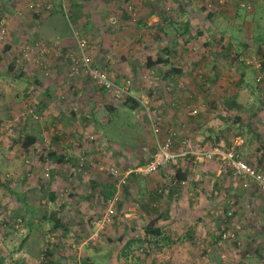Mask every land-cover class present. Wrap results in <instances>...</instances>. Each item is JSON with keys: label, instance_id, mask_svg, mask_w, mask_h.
Wrapping results in <instances>:
<instances>
[{"label": "rangeland", "instance_id": "374dc122", "mask_svg": "<svg viewBox=\"0 0 264 264\" xmlns=\"http://www.w3.org/2000/svg\"><path fill=\"white\" fill-rule=\"evenodd\" d=\"M71 1L82 3V7L75 10ZM47 2L65 5L69 16L72 12L78 14L77 22L72 24L58 7L43 9ZM31 4L35 10L29 8ZM170 18L174 20L167 24V43L177 51L172 62L182 67V74L166 79L162 74L167 66L147 68L145 59L162 49L166 38L157 41L155 35L158 25L170 22ZM0 20L5 21L7 31L0 42V179L14 185L17 193L34 185L36 218L56 211L64 224L76 215L86 216L88 224L81 228L91 230L90 238L74 239L76 248L100 239L107 224L122 209L136 208L131 186L126 191L123 185L117 187L110 170L128 176L137 173L139 189L144 190L148 179L155 177L137 171L145 165L140 162L150 158V148L155 147L151 127L157 121L162 133L168 128L178 131L173 151L182 154L158 170L167 168L171 173L181 163L186 164V156L193 155V151L204 152L216 146L237 148L245 160L256 164L261 161L264 166V70L257 69L259 63L264 66V0H0ZM186 21L190 30L184 37H177L176 29L181 30ZM80 39L86 41V52L93 63L104 66L115 83L130 79L128 95L138 101V106L131 109L130 103L122 105V100L109 93L102 90L100 94V88L87 76L70 72L66 54L77 50ZM35 41L50 47L43 59L46 68L42 71L41 66L21 62L11 71V61L20 58L21 50ZM19 72L21 76L13 77ZM232 97L238 109H222ZM234 115H240V123L232 122ZM25 135L37 138L27 151L21 146ZM19 136L21 141L17 142ZM52 149L56 157L63 155L69 162L48 157ZM193 157L188 161L191 169L187 179L192 183L178 186L180 199L176 196L170 209L186 204L192 207L194 217H200L202 197L212 200L207 205L212 216L205 213L200 227L196 224L193 229L194 238L201 239L204 249V232L216 233L212 218L218 209L229 206L225 199L230 198V191L214 193L218 175L224 173L219 160ZM224 177L235 183L229 176ZM91 180L99 184L87 201L84 191L91 188ZM101 184L115 185L112 198L116 195V200L103 199L98 191ZM77 187L81 194L72 192ZM50 193L55 194L54 201ZM246 197L243 202L251 208L243 206L251 217L247 230L252 235L248 255H242L245 241L234 244L220 240L207 247L205 253L198 252L201 262L195 264H264V254L257 251L264 244V234L259 231L264 217L255 207H262L259 203L264 194L252 191L251 199ZM19 208L20 202L9 199L4 191L0 197V264H43V251H48L58 238L52 229L53 219L31 226L26 220L20 224ZM108 209L113 212L106 216ZM102 218L104 222L96 223ZM227 222L233 230L232 221ZM211 234L206 233L207 241Z\"/></svg>", "mask_w": 264, "mask_h": 264}, {"label": "crops", "instance_id": "0c3cea01", "mask_svg": "<svg viewBox=\"0 0 264 264\" xmlns=\"http://www.w3.org/2000/svg\"><path fill=\"white\" fill-rule=\"evenodd\" d=\"M46 95H49V93H46ZM190 169L191 168L188 167L189 173ZM223 171V174L219 173L218 175L220 180L217 182V184H215L217 189L214 190V193L218 194L223 191H230V198L225 199L229 204V206H226V208L230 207L233 209L234 215L232 219H229L228 221H232L231 224L234 226L232 229H235L237 226L241 227L234 241L236 244L245 241L246 243L244 244H246V249L244 252L247 253V249L251 245L249 242V236H252L251 231L247 230L248 220L251 217L247 212H244L245 208L243 205L245 202L243 201L245 196H247V200L251 199L249 196L252 194V191L242 189L239 180L231 174L230 170L224 168ZM169 173L170 172H168V169L165 168L149 174L155 178L151 179V181L148 179L149 181H147L142 192L140 191L138 185L139 179L136 180V177L130 178L129 186L126 185V189L131 186V190L133 192L132 200L136 208L131 209L130 211H127L125 208L122 209L120 213L113 217L111 222L107 224L106 230H104V233H102L100 239H97L96 241H90V244L87 246H84L82 243L79 248H76L75 245L77 244H74L76 243L75 241H84L90 238L89 233L91 230H85L84 227L81 228L84 223H86V225L88 224V219H86V216L81 217L76 215L71 219L70 222L64 223L65 227L60 226L59 228H56L54 232L58 234V238H56L55 242H53L49 247L47 251L48 254L45 257L43 264H79L82 259L86 257L92 258L99 264H186V262L189 263L190 261L195 264L201 262L199 259L200 253H198L200 251L196 252L194 248L192 249L190 246L192 244L189 241H186V236L194 235V232L196 233L195 230L193 231L194 225L197 224V227H200L202 224L201 220L205 218V213H208V216H212L209 215V212L212 211L207 209L208 203H211L212 200L209 202L207 197H202L199 210L200 217H194L193 214H191L192 207L186 206V204H181L179 206L178 204L175 205V208L179 209V212H176L175 208L171 210L170 206L173 203L172 200H176V196L178 197V195H180L179 193L181 190L178 187H173V191H171V193L167 191L162 196H159L161 189L164 188V186L169 182ZM189 173L188 179L190 178ZM225 175L227 177L229 176L233 181H235V183H231V181L227 182L224 177ZM186 183L188 185L192 182H188V180H186ZM13 186L14 185H10V191H8L5 186L2 187V185H0V197L4 195V191H8L7 194L9 195V199L10 197L16 199L23 196L26 201H32V206L34 207L36 204L34 196L32 195V187H34V185L32 184L29 187L24 188L22 193H17ZM2 189H4V191H2ZM78 189L79 187H77L76 190H72V192H78L81 194ZM187 191L190 190L187 189ZM84 192V198L87 201H90L92 189L86 188ZM78 193H76V195H78ZM140 194L141 196H139ZM187 194L189 195L192 193ZM259 204H261L262 207H258L259 205H256L255 207L258 212L256 213L258 215L261 214V217H264V215H262L264 213V199ZM34 209L37 211L36 206ZM98 211L99 210L97 209V212ZM91 216L94 217L95 215ZM155 217H157L155 225L159 227V235L150 236V234L145 233V227L147 226L149 220ZM214 218H216L215 212L213 215V219ZM186 220L188 222H186ZM74 224L76 225L74 226ZM117 225L118 229H115ZM75 229H79L80 231ZM259 231L264 234V224L262 225L261 229H259ZM207 232L205 231L204 234L206 235ZM262 234L259 233L258 235L261 237ZM179 237H183L182 240H179ZM64 241L67 243L63 244ZM24 242H26V239ZM147 242L151 243L149 244L153 247L151 249V252L153 253L150 255L138 254V247H141ZM262 242H264V237ZM4 245H6V243H4ZM222 250H220V252L224 253ZM257 251H261L264 254V244H262V250L257 249ZM222 255L223 254H221V256ZM195 256L196 258L193 261L191 258ZM222 258L224 257L222 256Z\"/></svg>", "mask_w": 264, "mask_h": 264}, {"label": "built area", "instance_id": "2783aa9c", "mask_svg": "<svg viewBox=\"0 0 264 264\" xmlns=\"http://www.w3.org/2000/svg\"><path fill=\"white\" fill-rule=\"evenodd\" d=\"M34 4L29 5V8H33ZM36 6V5H35ZM50 7V5H48ZM4 20H0V42L6 37V25ZM87 43L84 39H80L77 42V50L75 52L71 51L67 53L68 63L70 71L73 75H85L87 76L98 88L103 89L105 93H109L113 98L122 99L130 93V79H123L121 83L117 84L110 78L106 70L97 64H94L89 54L86 52ZM50 47L44 45L40 42H32L30 45L26 46L21 50L20 58H16V67L21 64L19 60L24 62L38 63L40 59H44V56L48 54ZM18 60V61H17ZM40 64V63H39ZM259 67V64H257ZM28 113H32L31 109H27ZM32 117H36L32 113ZM152 134L155 138V151L149 158V161L140 168L139 171L141 175H148L156 172L159 168H163L168 163L173 161L177 155L173 151L174 143L179 138V133L174 128H168L162 133V128L158 121L154 123L151 127ZM192 154L195 157L202 155L206 160L212 162V160L217 159L220 161L221 165L231 171V174L239 180L242 189L248 191H255L264 194V166L259 167L248 163L242 153L237 148L222 149L219 147H212L204 152H195ZM110 174L116 177V186L119 187L126 183L128 174L118 173L117 170L111 169ZM111 200V199H110ZM116 200V195L112 198ZM246 208H251L249 203L245 204ZM112 210L108 209L106 216L112 214ZM233 214V210L229 209L227 212L223 208L216 211V215L219 217H230ZM104 218L99 219L96 223L104 222ZM241 227L237 226L235 229L222 233L221 237L223 240L234 238L235 234H238ZM98 232L93 234V238L97 237ZM146 244L140 247L139 251L145 248L146 251L151 252L152 246ZM30 264V263H25Z\"/></svg>", "mask_w": 264, "mask_h": 264}, {"label": "trees", "instance_id": "16d2710c", "mask_svg": "<svg viewBox=\"0 0 264 264\" xmlns=\"http://www.w3.org/2000/svg\"><path fill=\"white\" fill-rule=\"evenodd\" d=\"M45 6L43 7V9L45 10H49V11H52V9L54 10V7H58L59 10H62V13L68 18V11H65V5H63L62 3H59L57 6L54 5L53 3H44ZM48 5H50V7H48ZM71 7H74L75 10H77L78 8L82 7V3L78 2V3H75V1H71ZM34 8V6H33ZM36 9V7L34 8V10ZM41 12H43V10L41 9V11H39L38 13L41 14ZM37 13V14H38ZM39 15V14H38ZM209 17H212L213 14L212 13H209L208 14ZM77 18H78V14H75L74 12H72V15L69 16L68 19L71 20L72 24L73 23H76L77 22ZM173 18H170V22L166 23V24H163V25H158V33L157 35H155V39L157 41H162L163 39L165 44L162 46V49H160L156 56H147L146 59H145V66L147 68H163V67H166L167 68L165 69L164 71V74H162V77L164 78H171L173 76H179L182 74V67L180 66H177V65H174L173 62H172V58L173 56L176 54V50L173 48V46L170 47L169 43H167L168 39H169V34L167 33L166 31V28L169 26L167 24H172L173 22ZM177 30V37H184V35H186V33L190 30V26H189V22L186 21L184 23V26L181 30L179 29H176ZM162 36V37H161ZM164 36V37H163ZM256 41H260L259 39L256 38ZM171 42V41H170ZM206 45L208 46V44L206 43ZM8 48V47H7ZM69 52V51H68ZM66 58H67V54H66ZM68 60V58H67ZM16 59H14L13 61H11L10 63V70L11 71H14L15 68H16ZM18 61V60H17ZM19 62H24L23 60H19ZM28 64L29 63H33V64H36L38 65V67H40V69H42L43 71V68H46L45 65H43V59H40L38 63L36 62H33L32 60L30 62H27ZM40 63V64H39ZM102 67V66H100ZM103 69H105V67L103 66L102 67ZM258 69V72H259V69H261L262 71L264 70V66L263 64L259 63V67H257ZM71 72V71H70ZM45 73L47 74L48 72L45 71ZM260 74V73H259ZM22 75V72H19V73H15L13 77L17 78L19 76ZM36 82L39 83V80L36 79ZM103 89L100 88V94H101V91ZM122 100V105H130V108L131 109H134L136 106L139 105L138 101L131 98L130 95H126L124 98L120 99ZM212 106L214 107V104L216 106V102H212ZM109 108H112L109 106ZM222 109L228 111L229 109H238V104L235 102V99L232 97L230 99H228L227 101L224 102V105L222 107ZM228 119H231L230 117H228ZM233 123H240L241 122V118H240V115H234L233 118L231 119ZM21 137L19 136L18 139H15L17 142H20L21 140ZM37 141V138L36 136L34 135H25L24 138H23V141L21 142V146L25 149V151L29 150L30 146L33 145L35 142ZM177 141V140H176ZM176 144V142L174 143V145ZM201 149V148H200ZM155 151V147H151L150 148V154L152 155V153ZM150 155V156H151ZM186 156V155H185ZM48 157H53L54 159L57 158V162H69V159H65V157L63 155L61 156H58L56 157L55 156V152L52 150H50V152H48ZM188 158V161H191V159L193 158L192 155H187L186 156ZM180 159V158H179ZM245 159V158H244ZM149 161V159L147 160H142L140 163L141 164H146L147 162ZM184 164V163H181L174 171H172L170 173V175L168 176V183L167 185L164 186V188L161 189L160 191V195L159 196H162L165 192H170L173 191V187H178L180 186L181 184H185L186 180L188 179V165L189 163ZM248 163L250 164H253V165H257L259 167H262L261 165V161L256 164V163H251L249 160H246ZM139 175L137 173H131L130 176H128L129 178H133V177H138ZM1 178V177H0ZM130 180V179H128ZM127 182V180H126ZM90 186L93 190V187L94 189L96 190L98 184L95 180H91L90 181ZM126 184V183H125ZM123 184V188H124V191L126 190V185ZM0 185H2V187L5 186L6 189H8V191H10L9 187H10V184L9 182H2V180L0 179ZM7 191V192H8ZM98 191L102 192V196L103 198L106 200H109L112 198L114 192H115V185L114 184H110V185H100V187L98 188ZM22 198V199H20ZM20 198H16V200L18 202H20V204L22 205V208H19L17 210V214H18V222L21 224L22 222H24L26 220V224L28 226H31L33 223L35 222H44L45 220L49 219H53V225H52V229H56V228H59L60 226L62 227H65L64 224H62L59 220V218L56 217V214L57 212L56 211H52L51 214L49 213V215H43L42 218H36L34 217V207L32 206V201H26L25 198L22 196ZM50 198L51 200H55L56 196L54 193H50ZM229 209H231L230 207H225L224 210L225 212H227ZM233 210V209H232ZM234 212V210H233ZM234 213L232 214V216L230 217H219L217 215L216 218H212L213 219V223L215 224L214 227H213V230L214 232H216L215 234H211L209 232H207V236H210L211 234V237L209 238V240L207 241L206 239V236L204 235V238H205V243H206V248L211 246V245H216L220 240H223L221 235L222 233H225V232H229L231 231V229L228 227V220L229 219H232ZM157 217L155 218H152L151 220H149V222L147 223V226L145 227V233L146 234H150V236L152 235H159V227H157L155 224H156V219ZM15 222V220H14ZM237 234H235V238H236ZM183 237H179V240H182ZM188 238L190 240H187L189 241L190 243H193L194 244V249L196 252L200 251L202 253H205V249L206 248H202L201 246L202 243H201V239L200 238H194L193 235H189ZM225 241V240H224ZM226 241H234V238H229V239H226ZM148 243V242H147ZM150 243V242H149ZM236 242L234 241V244ZM151 244V243H150ZM196 244V245H195ZM202 248V249H201ZM140 247H138V254H143V255H150L151 253L153 252H149V251H146L145 248L142 249V252L139 251ZM244 254H242L243 256L244 255H247V253H245L243 251ZM48 252L47 251H43V254H42V259L47 256ZM43 259V260H44ZM1 263V261H0ZM79 264H99L97 263L96 261H94L92 258L90 257H86V258H83L82 261L79 263Z\"/></svg>", "mask_w": 264, "mask_h": 264}]
</instances>
